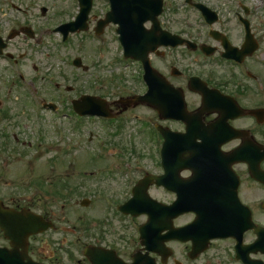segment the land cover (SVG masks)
Segmentation results:
<instances>
[{"label": "flooded vegetation", "instance_id": "obj_1", "mask_svg": "<svg viewBox=\"0 0 264 264\" xmlns=\"http://www.w3.org/2000/svg\"><path fill=\"white\" fill-rule=\"evenodd\" d=\"M98 1L102 3V8L99 13L96 12V25L104 20L110 10L108 0ZM94 11L88 20L89 28L94 21ZM217 14L218 19L212 30L217 34L195 37L186 33L182 38L193 43V46L184 44L176 48L160 47L156 53L150 55L152 67L157 70L160 78L163 76L157 87V110L152 107L151 101L140 103L131 99L148 93V86L141 74L139 75V69L142 68L140 63H135L138 66L137 76L134 72H129L126 77L119 79L123 80L122 85L128 92L126 99L108 101L110 114L117 125L118 120L141 117L143 144H155L157 161L154 164H102L101 168H97L96 228L87 225L86 219L78 211L73 212L75 219L71 220L70 212H55L48 208L50 202L67 200L69 191L78 192L75 185L66 181L50 180V191L44 189L42 180H30L28 189L21 192H29L28 196H17L9 200L5 196L0 197L5 207L33 212L53 224L51 229L37 235L22 234L11 237L5 235L0 225V264L4 262L5 251H15L24 263L32 259L41 264H91L85 256L88 247H96L103 253L109 251L113 257H118L125 263H131L134 256L143 257L148 253L147 257L151 258L154 264H264V255L260 252L259 228L264 227V185L253 178L249 164H235L233 172L226 171L224 174L220 187L208 190L211 193L210 201H221V205H210L205 220H198L195 212L180 214V207L173 210L167 208L175 202L199 199V193L205 189L193 186L194 172L188 166L178 163L180 160H188L187 153L178 154L177 161L162 162L165 132L155 131L154 126L157 125L163 130L168 128L184 138L213 135L225 140L234 138L231 128L239 130V137L225 141L222 146V152L226 154L243 144H264V114H261L264 110V78L262 79V73L255 67L254 56L239 60L225 56L228 45L238 50L242 46V40L239 42L229 33L222 31L223 24L220 23L219 12ZM236 15L241 18L243 14L240 15L237 11ZM73 17L74 12H71L61 20L71 21ZM23 28H27L26 31H29L31 36L34 35L33 38L22 35L25 39L29 38L41 44L39 40L43 36L36 27L26 24L19 30ZM117 30L118 25L111 22L100 38H105L107 33H111L115 44L119 40ZM44 31L49 32V29ZM203 47L208 48L206 52ZM23 61V57L19 56V60H14V63L24 66ZM34 69H38L36 65ZM192 78H200L206 84L193 83ZM166 79L168 84L164 83ZM59 85L55 83L60 90ZM165 87H169V90L165 91ZM73 90L72 87H66L67 93ZM173 92L183 97L184 121L164 120L165 95L170 97ZM75 100L68 102L62 95L49 102L42 100V103L55 102V107L62 109L64 117L71 118L73 115L79 119L74 110ZM171 101L173 105L169 107L180 108L178 98ZM32 107L35 110V107ZM141 109H145V112L139 111ZM148 122L156 125H150ZM218 123H222L219 126L223 128L222 131L187 130L188 126L211 129ZM9 138L15 144L13 151L19 150V139L14 135ZM118 147L123 150L121 146ZM251 148L247 149L251 151ZM131 153L139 154L136 144H131ZM166 168L170 171L166 172ZM262 169L264 170V163ZM116 171H133L134 178L128 180L126 174H118ZM149 175L158 177L160 185L149 186L147 194L153 202L162 206L152 205L148 213L147 205H144V208L137 203L135 210L140 212L139 215L123 213L121 207L134 198L132 188ZM78 181L79 179L75 180ZM110 181L115 184V188L113 184L109 186ZM144 196L148 198L147 195ZM46 198L47 203L41 206L42 200ZM242 204L247 209L241 206ZM150 214L153 217L152 223ZM4 221L1 220L2 223ZM150 225L149 235L145 236L143 231L142 236L140 229H146ZM222 226L230 231L220 233ZM187 227H190V230L184 231ZM149 249L152 251L148 252ZM246 260L248 263L244 262Z\"/></svg>", "mask_w": 264, "mask_h": 264}, {"label": "rangeland", "instance_id": "obj_2", "mask_svg": "<svg viewBox=\"0 0 264 264\" xmlns=\"http://www.w3.org/2000/svg\"><path fill=\"white\" fill-rule=\"evenodd\" d=\"M163 1L162 20L166 29L180 34L190 33L195 37L203 35L206 28L201 25V17L195 10L186 7V0ZM192 1H199L219 10L222 16L220 22L223 24L222 31L229 33L239 42L242 39L241 29L235 21L232 9L237 6V1L243 2L249 10L248 18L254 26V35L260 44L253 57L255 67L264 73V0ZM11 3L14 4V8L6 5ZM72 3V0H0V37L6 38L10 29H19L26 24L36 27L39 34H42L43 38L39 40L42 45L20 35L7 42L6 48L15 56L23 57V69L33 78L35 88L43 97L58 99L63 95L69 102L78 99L80 95L89 94L107 101L120 98L125 100L128 93L122 85L123 80L115 81V76H111V71L118 72L116 69L120 68L111 33L105 36L106 49L99 48L96 40L91 38L92 29L96 26L95 15L100 9L96 10L95 7L92 17L94 21L87 32L73 34L65 43L62 42L60 33L54 30L50 33L44 31L46 25L55 28L64 16L74 12ZM43 9H46V13ZM241 12L244 13V10ZM241 42H245V36ZM75 58L82 59L83 67L85 66L87 70L85 67L84 69L74 67L72 61ZM34 65L37 70L34 69ZM51 76L53 82L62 85L60 92H56L53 85L48 84L46 77ZM66 87L74 88L73 92L67 93ZM139 111L145 112V109ZM1 114L4 118L0 122V197L5 196L7 200L16 198L14 195L24 191L20 185L30 180H42L44 189L50 191L48 186V183L52 182L50 180L66 181L70 185H75L78 190L77 193L69 191L68 202H65L66 212H70L71 220L75 219L74 210L82 212L89 226L94 228L97 167L111 159L109 155L99 151L97 148L99 141L105 140V146L112 150L115 162L134 161L135 154L131 153V144H136L137 152L143 156V161L147 164H154L157 161L155 144H143L142 127L137 123L127 121L119 128L115 126L116 129L108 130L98 121L87 120L82 122L79 131H75L70 121L55 119L47 112L36 116L29 98L18 86L15 75L5 61L0 62ZM58 132L59 134L64 132L63 141H59ZM11 134H15L20 142H25L26 148L20 147L21 154L17 150L13 151L15 144L9 138ZM39 136L43 140V153L34 157V149L29 148V145L34 141L38 142ZM118 146L123 150L121 151ZM73 156H77L75 167H68L70 161H73ZM105 158L107 159L104 160ZM76 179L79 181L75 182ZM111 184L113 183L110 181V187ZM113 185L115 188V184ZM83 199L90 200V205L80 210L79 203ZM61 201L50 202L48 208L56 212L57 203ZM46 203L47 198L42 200L41 206H45Z\"/></svg>", "mask_w": 264, "mask_h": 264}, {"label": "water", "instance_id": "obj_3", "mask_svg": "<svg viewBox=\"0 0 264 264\" xmlns=\"http://www.w3.org/2000/svg\"><path fill=\"white\" fill-rule=\"evenodd\" d=\"M83 2V12L80 16H82V18L86 19L87 18V14L90 10L91 7V1L92 0H81ZM131 8H139V10H144V13H149V19L153 20L155 22L154 17L156 18L160 13H161V9H162V0H125ZM124 1V2H125ZM113 3H115L114 8L117 6V3L120 2L119 0H112ZM80 18V17H79ZM256 44L254 43V41L252 40L251 37L248 38V42L244 48V50L241 52V55H246V54H250L251 52H253L256 49ZM2 47L0 46V51H1ZM230 54H233L232 52H229ZM94 98H88L85 97L84 100L82 102H86V101H93ZM86 100V101H85ZM90 101V102H91ZM96 101H98V99L96 98ZM140 264V263H138Z\"/></svg>", "mask_w": 264, "mask_h": 264}]
</instances>
